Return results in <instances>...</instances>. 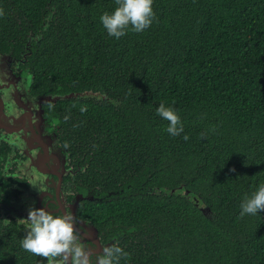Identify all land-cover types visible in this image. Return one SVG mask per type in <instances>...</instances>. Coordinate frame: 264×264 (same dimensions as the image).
<instances>
[{"label":"trees","instance_id":"obj_1","mask_svg":"<svg viewBox=\"0 0 264 264\" xmlns=\"http://www.w3.org/2000/svg\"><path fill=\"white\" fill-rule=\"evenodd\" d=\"M115 7L0 0V51L16 43L32 92L90 93L56 103L62 123L78 119L69 134H101L79 193L113 178L79 215L98 232L117 225L114 240L150 224L157 264H264V210L240 216L264 184V0H153L151 26L119 39L100 21ZM161 103L179 115V136ZM9 227L20 228L1 221L0 234ZM10 232L0 264H34Z\"/></svg>","mask_w":264,"mask_h":264},{"label":"flooded vegetation","instance_id":"obj_2","mask_svg":"<svg viewBox=\"0 0 264 264\" xmlns=\"http://www.w3.org/2000/svg\"><path fill=\"white\" fill-rule=\"evenodd\" d=\"M10 42L13 44L11 47H13L14 53L11 50L0 51V111L3 115L0 118V222L3 221L5 225L18 224L20 232L19 230L15 232V227H9V235H11V229H13L15 235L17 233H21L22 236L26 235L29 230L28 221L16 215L18 214L16 203L20 202L23 193L28 190L30 184L29 178L22 175V166L28 161L26 169L29 166L36 169V164L31 159L38 158L41 155L42 158H47L48 164L45 165L50 168L53 167L54 163L59 162L62 164L64 162L60 199L62 211L65 214H73L71 207L76 199L80 197L76 205V216L73 214V217L82 220L86 225H90L95 230V235L103 247L111 242L112 245L109 247L117 245L122 248L124 252L128 253V256L125 257V264H133L132 260L136 261L135 264H157V257L153 256V254H156L155 249L157 248V231L153 230L150 224L146 227L132 226L125 230L120 238L114 240V237L120 231H114L117 225H112L106 231L98 232L93 224L82 219L78 213L82 203H94L95 198L98 197L96 189L99 186L94 185H107L113 178L105 176L104 179L100 178V181H96L92 177L89 179L90 182H87L90 189L86 190V195L83 196L79 193V188L86 183L81 175L87 173L96 158L97 148L90 145L98 142L99 139L97 138L101 134H79L76 132L69 134V132H73V129L68 125L79 126L78 119L76 118L71 123L66 122L68 124L62 123V113L57 109L56 103L74 97L79 98L80 96L88 98L90 93L69 92L64 94V92L58 90L52 93H33L31 90L32 75L24 65L23 52L21 51L18 54L14 46L16 43L12 40ZM9 92L10 95L8 96ZM14 106L16 110L19 108L16 116L11 113L10 107ZM34 108H37V115L33 112ZM29 112L32 114L31 122L28 117ZM36 118L42 123L40 128L38 126L40 130L36 128L34 123L37 121ZM14 121L19 122H17L18 127L22 128L20 131H13L16 129L15 125L17 124ZM20 147L25 152H21ZM50 161L52 164H50ZM131 167L133 168V165ZM85 176L87 177V175ZM125 177L127 179V176ZM106 197L107 195L104 198ZM100 198H103V196ZM4 206L9 207L11 212L3 211L1 207ZM48 207L54 210L50 213L63 215L61 210L57 211L56 203L49 204ZM105 232L107 234L104 237ZM8 234L1 232L0 237L4 238L3 243L7 240L6 236ZM82 243L87 244V242ZM25 254L26 251H24ZM32 259L34 264H47V260L40 257L33 255ZM121 260H124V258Z\"/></svg>","mask_w":264,"mask_h":264},{"label":"clouds","instance_id":"obj_3","mask_svg":"<svg viewBox=\"0 0 264 264\" xmlns=\"http://www.w3.org/2000/svg\"><path fill=\"white\" fill-rule=\"evenodd\" d=\"M115 4L113 12H105L100 17L110 37L119 39L128 30L140 33L151 26L155 15L153 0H115ZM156 114L168 121L165 130L169 135L176 137L184 132L180 117L172 108L161 103ZM183 138L189 139L187 135ZM240 208L241 217L257 215L264 210V184L245 196ZM26 220L29 230L21 240L24 251L47 260V264H93V252L82 243L72 215H54L41 207L30 209ZM127 256L128 253L117 245L104 247L100 253H95V264H120V260Z\"/></svg>","mask_w":264,"mask_h":264},{"label":"water","instance_id":"obj_4","mask_svg":"<svg viewBox=\"0 0 264 264\" xmlns=\"http://www.w3.org/2000/svg\"><path fill=\"white\" fill-rule=\"evenodd\" d=\"M31 115H32L31 113L28 114L30 122L32 121ZM35 115H37V113ZM1 117H3V115L1 114V111H0V118ZM17 122L18 121H14V123H17ZM18 123L15 125L16 129L13 131H16V130L20 131V129H22L21 127H18L19 126ZM34 123L36 124V128L38 130H40L39 128H40V126H42V123L40 122V120L37 119V121ZM38 126H39V128H38ZM29 127H31V126H29ZM5 129H7V128H5ZM31 160H32V162H34L36 164L37 171L44 176L42 181H41V184L38 187H40V189L42 190L44 183H46V186L49 187V191H50V192H41L39 194V196L37 197L38 194L33 193L35 186H32L33 182L29 179V181H30L29 186L30 187L28 188V191L29 190L30 191L28 192V194L32 193L31 196L35 195V197H37V200H35L33 198L34 205H35L33 208H41L42 207L45 210H47L48 212H51L54 210H51L50 209L51 207H48V205L56 203L57 207H58L57 211H60V210L62 211V205H61V199H60V186H61V180H62V175H63V163L64 162H62V164H60L59 162L54 163L53 167L50 168L49 166L45 165V164H48L47 158H45V157L42 158L41 155L38 158H32ZM50 164H52L51 161H50ZM24 175H25V172H24ZM37 181H40V180H37ZM79 199H80V197H78L76 199L74 205H72V207H71V211L73 212L74 216H76V205H77V202ZM203 211H207L206 208L203 209ZM62 214L64 215L65 212L62 211ZM73 214H71V215L73 216ZM76 220H79V221L76 222ZM74 227L77 231V234L80 236L81 241L87 242V244H85V246L93 252V256L91 257V259L93 261V264H95V253H100L104 247H109L110 245H112V243L111 242L107 243L103 247L102 244L99 242L97 236L95 235V230L90 225H86L80 219L74 218Z\"/></svg>","mask_w":264,"mask_h":264},{"label":"rangeland","instance_id":"obj_5","mask_svg":"<svg viewBox=\"0 0 264 264\" xmlns=\"http://www.w3.org/2000/svg\"><path fill=\"white\" fill-rule=\"evenodd\" d=\"M9 95H10V92L8 93V96ZM10 108H11V113L12 114H15V116H16L17 110L19 108H17V110H16L15 106L14 107H10ZM36 111H37V108H34L33 109L34 114H36ZM20 148H21V152H25V150L22 149V147H20ZM29 164H30V162H29ZM27 166H28V161L25 162L23 164V166H22V172H23L22 175L25 176V177H29V179L33 182V185L32 186H35L33 193H37L38 195L37 194L36 195L38 197L41 192H50L49 191V187L46 186V183H44V186H43V189L42 190L40 189V187H38L41 184V181H42V179H43L44 176L42 174H40L37 171V169H33V167H31V166H29V168L26 169ZM24 172H25V175H24ZM37 180H40V181H37ZM29 191L28 190L25 191L23 193V196H22V199L20 200V202L19 203H16V206L18 208V214H16V213L15 214L18 215V216L23 217V219H26L27 218L28 211L35 206L34 205L33 198L35 200H37V197H35V195L31 196L32 193L31 194H28ZM1 209L3 211H6V212H11L10 209H9V207H6V206L1 207Z\"/></svg>","mask_w":264,"mask_h":264}]
</instances>
